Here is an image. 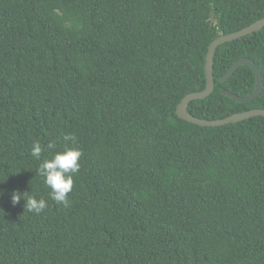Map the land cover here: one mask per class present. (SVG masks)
<instances>
[{"label":"trees","instance_id":"trees-1","mask_svg":"<svg viewBox=\"0 0 264 264\" xmlns=\"http://www.w3.org/2000/svg\"><path fill=\"white\" fill-rule=\"evenodd\" d=\"M262 17L264 0H0V264H264V117L176 114L209 43ZM242 57L262 78L246 103L221 89L251 94L248 65L219 80ZM212 74L188 112L264 109V26L218 45ZM65 146L82 152L68 207L38 172Z\"/></svg>","mask_w":264,"mask_h":264},{"label":"water","instance_id":"water-1","mask_svg":"<svg viewBox=\"0 0 264 264\" xmlns=\"http://www.w3.org/2000/svg\"><path fill=\"white\" fill-rule=\"evenodd\" d=\"M264 26V17L257 19L256 21L252 22L249 25H246L239 30L226 33V34H220L217 37H215L208 45L207 52L205 55V62H204V71H205V78H206V84L205 87L199 91H193L185 94L180 102L176 106V114L189 122L201 125V126H218L222 124H226L229 122H236L240 121L246 118H250L253 116H263L264 117V109L262 108H251L242 112H235L228 116H225L224 118H217V119H206V118H199L197 116H194L187 110L188 102L194 99H200L206 97L208 94H210L214 87V79L212 74V61H213V55L216 47L224 42L232 41L237 38H240L246 34H249L253 31L259 30ZM240 65H248L255 75V88L253 92L247 96H238L237 94H234L230 91H228L225 88H222L221 91L223 94L231 97L232 99L246 103L248 101H251L255 97L259 95L262 89V78H261V72L259 71V68L255 64L254 61L247 57H242L237 59L233 62V64L228 68V70L223 74L219 80L220 82H225L229 78V76L240 66Z\"/></svg>","mask_w":264,"mask_h":264},{"label":"clouds","instance_id":"clouds-1","mask_svg":"<svg viewBox=\"0 0 264 264\" xmlns=\"http://www.w3.org/2000/svg\"><path fill=\"white\" fill-rule=\"evenodd\" d=\"M65 141H71L73 144L76 137L73 134L64 136ZM48 150L56 148L54 142H49L46 146ZM45 146L40 142H34L30 155L33 159L40 160ZM82 152L77 147L65 146L63 150L55 151L51 158H46L39 164L38 172L44 178L45 185L50 189V196L58 205L62 204L68 207L70 204L68 194L73 188V176L77 174L81 168L80 157ZM28 192L13 191L11 194V202L13 205L18 204L21 199L25 201L24 209L39 215L48 206L44 198L37 199Z\"/></svg>","mask_w":264,"mask_h":264}]
</instances>
